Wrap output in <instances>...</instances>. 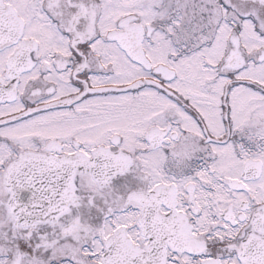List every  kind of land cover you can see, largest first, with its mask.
<instances>
[{
  "label": "snow or ice",
  "instance_id": "1",
  "mask_svg": "<svg viewBox=\"0 0 264 264\" xmlns=\"http://www.w3.org/2000/svg\"><path fill=\"white\" fill-rule=\"evenodd\" d=\"M0 264H264V0H0Z\"/></svg>",
  "mask_w": 264,
  "mask_h": 264
}]
</instances>
